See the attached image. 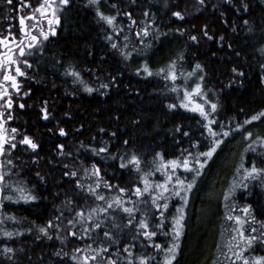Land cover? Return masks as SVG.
Here are the masks:
<instances>
[{"label":"trees","instance_id":"trees-1","mask_svg":"<svg viewBox=\"0 0 264 264\" xmlns=\"http://www.w3.org/2000/svg\"><path fill=\"white\" fill-rule=\"evenodd\" d=\"M35 2L27 0L31 6ZM2 4L0 2V9L6 10ZM113 4L117 8L113 9ZM66 6L62 5L58 11L61 20L56 34L42 43V50L28 56L31 65L27 67L28 76L32 82L24 110L25 120L23 117L19 120V128L31 132L39 147L33 151L20 144L10 150L13 164H6L3 172L8 173V168L14 179L5 180L6 184H21L32 190L38 199L29 203L16 202L18 194L3 193L13 195L14 199L4 201L0 215L17 219L0 224V264H81L80 260L71 257L75 254L82 259L84 255L95 254L92 249L101 247L108 250L104 259L110 256L118 259L119 264H126L128 253L123 251L126 247L133 254L130 259L134 264H139L137 258L141 256H155L153 264H162L165 253L152 245L171 243V217L181 203L179 198H174L169 204L170 210L165 212L166 227L158 230L150 240L127 224L129 216L122 207H132L135 202L140 213L134 223H138L147 211L148 230L155 229L161 220L159 211L150 203L141 205L139 200L142 198L133 195L135 187H143L141 178L146 173H154L148 176L150 182L163 181V175L155 171L159 163L157 153L169 161L179 157L185 149L194 153L206 151L210 140L203 127L207 121L199 113L179 106L168 107L181 103L179 80L173 82L162 75L138 74L141 57L137 63L134 58L146 52L162 56L168 51L169 54L154 65H149L148 61L153 72L165 68L173 60L176 61V74L181 69H196L195 66L200 64L202 70L197 69L199 79L204 77L201 84L213 93L218 105L212 118L236 127L256 124L259 128V120L250 124H244V121L264 111V0H204L203 4L199 0H101L99 9L105 15L116 16L119 12L116 19L121 30L118 42L123 46L127 36V51L132 52L127 60L111 47V43L117 42L116 34L99 19L96 5L90 4L89 0H75L73 8ZM175 11H180L184 19L172 16ZM146 12L148 16L144 15ZM124 13H130L137 23L132 25ZM245 21H248L247 25ZM145 25L150 34L143 38L142 44L136 32ZM109 35L113 36L112 41L106 39ZM192 36L197 39H190ZM69 69L79 72L84 84L74 83V77L65 74ZM102 84L109 87L102 88ZM85 85L94 91H85ZM173 88L178 91L173 92ZM45 108L48 119H44ZM212 126L217 128L216 124ZM61 128L66 135H60ZM184 132L188 135L184 136ZM232 138L233 143L230 142ZM223 140L205 165V174L198 185L187 194L184 229L173 264H230L228 256L231 254L226 244L235 235L231 231L234 221L225 218V201L218 200L215 193L223 188L228 190L233 180L240 183L243 173L238 174L236 170L241 162L246 168L251 167L252 162L257 167H264V148L257 142L253 145L257 148L255 153L245 151L256 138L248 139L242 145L240 138L230 136ZM198 141L197 147L193 148ZM60 145L63 149L58 147ZM238 146L241 148L235 155L231 147ZM101 147H107L108 151L99 155L92 151ZM133 154L141 160L139 173L132 167L120 168V157L127 162ZM92 165L100 168L99 178L85 176L84 169L90 171ZM71 171H76L77 176L63 175ZM208 171L214 174L208 175ZM98 179L100 187L96 191L105 197L104 201L87 191L88 185L95 187ZM77 181L84 188H78ZM104 181L112 187L105 188ZM245 183L247 187H237L228 202L234 206L228 214L244 217L242 209L251 206L256 220L264 221V177ZM119 188L126 191L121 193ZM211 188L214 193L210 192ZM117 197L121 205L113 203L107 213L97 211L91 213V220L86 219L92 209L107 208V204ZM69 199L71 205L67 203ZM69 207L73 211L69 212ZM81 210L85 219L75 227L68 225V220L79 219L75 213ZM61 213L59 229L49 230L52 239L38 232L37 226ZM95 224H100V228H95ZM251 226L259 228V224ZM84 228L91 229L87 235ZM245 228L250 231V225ZM4 231L14 235L6 237ZM69 231L76 235H69ZM104 231L110 232L111 238L105 237ZM254 247L252 255H264V245ZM8 248L13 251L6 252ZM76 248L82 251L76 253ZM57 252L60 255H56Z\"/></svg>","mask_w":264,"mask_h":264},{"label":"snow or ice","instance_id":"snow-or-ice-1","mask_svg":"<svg viewBox=\"0 0 264 264\" xmlns=\"http://www.w3.org/2000/svg\"><path fill=\"white\" fill-rule=\"evenodd\" d=\"M37 6L33 9V12L31 15L27 17H21L19 20L20 24V30L27 36L28 43L25 46L23 43V40L20 41V43L16 44L15 51L18 52V56L15 55L13 52V48L9 46V44L15 40L14 37L9 39V37H4L3 39H0V45H3L7 51L0 53V69L3 70V79L0 80V85H2L4 82H9L11 88L15 89L17 92L20 91L19 85L17 83V76H24L25 72L21 70L20 64V58L23 57V64L27 67H31V65L28 62V56L32 55L34 52L41 49V45L43 41H47L49 39L50 35H55V28L52 27L55 24L59 23V18L57 16V10L59 5H66L68 4L69 0H59V3L57 7H53L54 4H56L57 0H36ZM204 0H199L200 4H203ZM89 3L92 5L97 6V16L101 21H104L107 25H109L112 28V32L116 34L117 42L111 43V47L113 49H116L119 51L120 55L124 57L125 60L130 59L132 56L131 51H127L128 49V37H124L125 43L123 46H120L119 44V34L120 29L116 25V19L119 15V12H117V15H105L102 11L99 9V4L101 3V0H89ZM25 7H32L31 4L25 5ZM113 9L117 8V5L113 4L111 6ZM246 8L247 5H244ZM51 10V17L48 18V12ZM38 14V15H37ZM124 15L128 16V18L131 20V24L135 25L137 21L132 20L130 13H124ZM145 16H148V13H144ZM172 16L176 17L179 20H183L184 16L180 11H175L172 13ZM38 19H47V24L49 25V30L45 31L44 28L39 23H32L29 25V28L36 29V34H33L32 31L25 29V20L28 21H37ZM245 25L248 24V21L244 22ZM206 29V26H205ZM149 27L147 25L140 27L139 31L136 32V36L140 38L141 43L143 44L144 37L149 36ZM160 35H164V33H160ZM204 35L207 36V30H205ZM159 37L157 36V39ZM109 41H112L113 36L109 35L106 37ZM192 40H196L197 38L195 36L190 37ZM182 59V57H181ZM14 66V72L15 75L12 74L11 70ZM196 69H201V65L197 64ZM176 61H171L165 68H160L158 71L153 72L148 63L145 62L140 68L137 69V73H143L146 76H153V75H162L165 80H171L176 81L177 74H176ZM202 70V69H201ZM235 71V69H233ZM66 75H70L74 77V83L78 82L80 84H84V81L81 79L79 72L75 71L74 69H69L66 73ZM193 73H188V76H191ZM240 75H243V73H240ZM204 77H200V81H203ZM102 88L109 87L108 84H102ZM84 90L91 93L94 91L91 87H88L85 85ZM173 92L178 91L176 88L172 89ZM24 95H28V93H24ZM195 97H204V102L199 103L196 101ZM0 98H3L5 100V105H0V107L4 108L3 111H0V156H3L6 153V149L8 151L16 149L17 148V142H16V134L18 133V129L11 128L10 130L5 128V123L7 121H10L14 119V117L11 114H8V110H10L13 107L12 103V97L8 92L7 88H3L0 90ZM210 103L207 101L206 94L202 90V84L197 83L195 88L189 92L187 90L184 91L183 94V100L179 105L171 104L168 105L170 109H174L177 106L188 109L193 112H198L201 117L205 121H207L206 124L203 125V127L207 130L208 133V139L210 140V144L206 151H198V152H191L187 149L184 150V152L181 153L179 157L173 160L165 161L163 154L157 153L156 157L159 158V163L156 165L155 171L156 172H163L164 174V180L162 182H150L148 179V176L154 173H146L141 179L143 183V187H135L133 195L136 198H142L139 200V203L141 205H148L150 203L151 207L155 210L159 211L160 215V222L155 225V229L148 230L150 228V222L148 219V212L145 211L143 215L140 216V219L138 223H134L136 219V215L140 213V208L136 207V203L133 202L132 207L123 206L122 211L124 213H127L129 218L127 221V224L129 226H132L133 228L137 229L140 234H142L143 237L147 239H151L152 237L156 236L158 234V230L163 229L166 227L164 223L165 218V212L169 211V204L174 198H179L181 201L180 205L175 208V214L171 217V243L167 246L161 245V244H153L152 246L156 249H160L165 253L164 260L162 264H173V261L176 260L179 249H180V237L183 234L184 229V221H185V206L188 203V193H190L193 188L197 184V179L202 175L203 170L205 168V165L208 163L209 160L212 159L213 155L217 152V149L220 147V145L224 142L223 138L228 137L231 135V130H224L223 124L220 125V131L215 130L212 125L218 123L215 119L211 118V115L217 111L218 105L216 103L210 104L211 111L209 112L205 108V104ZM191 105V107H189ZM20 108H23L24 105L20 104ZM44 113V119H48V112L45 108L43 110ZM6 117V119H5ZM261 118H264V111H260L257 114L251 116L249 120H245L244 124H250L252 121L260 120ZM243 125H237V130L242 128ZM177 131H180V128L176 129ZM60 135H66L64 129H60ZM184 136H187L188 133L184 132ZM252 137V133L249 132L246 136V139H249ZM259 143V147L264 148V138L257 137L256 140H254L252 143H249L248 147L245 149V151H251L256 152L257 148L253 146V144ZM125 144L128 143V141H124ZM193 144L192 147H197V144ZM19 144L26 145L30 147L33 151H35L39 145L35 143L30 137L24 136L22 140L19 141ZM60 149H63V145L58 146ZM92 151L99 155L100 153H106L108 151L107 147H101L99 149H92ZM61 155H63V152L61 151ZM69 155H71L69 153ZM203 157V159H201ZM112 159H115L116 157H110ZM121 163L120 168H128L132 167L136 170L137 173L141 171V160L140 158L133 154L131 155L130 159L125 162V158L123 156L120 157ZM7 165H12L13 161L11 159L7 160ZM5 165L3 163H0V169H3ZM68 166L65 165V168ZM178 168H182L184 172L191 174V179L188 178H181V176L176 175V170ZM170 169V171H169ZM237 173H243L242 180L239 184L235 180H233L232 184L229 186V189L224 193L223 199L225 201L224 207L226 210V219L229 221H234V227L231 229L235 235L231 236V239L227 242L226 247L228 250V253L231 255L228 256V260L230 264H264V255H252V253L255 251L256 245H264V221H257L256 217L252 215V209L251 206H246L242 209V212L244 213V218L242 219L241 216L236 215L233 216L230 213L234 210V206L230 205L228 202L231 200L232 196L235 193V190L237 187H247V183L245 181L252 179H258L260 177H264V167H257L255 162H252L251 167L246 168L241 162L239 167L237 168ZM100 168L96 167L95 165H92L91 170L85 168L84 174L86 177H100ZM39 175V173H37ZM63 175L65 176H72L76 177L77 172L71 171V172H64ZM43 179V177H41ZM78 188H84V185L81 184L79 181H77ZM100 187V180L98 179L96 181L95 187H93L91 184L88 185L87 191L91 195L95 196L96 199L100 201H104L105 197L98 195L96 189ZM104 187L105 188H111L112 185H110L107 181H104ZM5 191H10L12 193L18 194L16 197V202L23 201L24 203H29L32 201H35L38 199L36 195L33 194L32 190L25 188L21 184H16L13 186L12 184H6L5 183V173L3 171H0V208L4 206V201H13L14 197L13 195H4ZM126 189L119 188V192L124 193ZM69 205L72 204L71 199L67 201ZM113 203L116 205H121L122 202L119 197L115 199L114 202L108 203L107 208L102 209H92L91 212L88 214L86 219L91 220L92 214L94 212H105L107 213L109 209L113 208ZM68 211L71 212L73 209L71 207L68 208ZM152 215H155V212L152 213ZM63 217V213H61L59 216L54 217L53 219H50L47 221L46 224L42 226H37V230L40 234L46 236L48 239H52V236L49 234L50 229H59L60 224L58 223ZM76 218L70 219L67 221L68 225H72L75 227L78 223H81L85 219V213L84 211H77L75 213ZM15 216H3L0 215V224H3L5 220H11L16 221ZM259 224V228L251 225ZM245 225H250V231L245 228ZM95 228H100V224H95ZM90 228H84V233L87 235L90 231ZM31 231V229H29ZM259 232V235H255V233ZM247 233V234H246ZM20 234V233H15ZM71 236H75V232L69 231L68 233ZM3 235L6 237L11 238L14 233L4 231ZM164 235H168L167 232L164 233ZM104 236L107 238H111V233L108 231H104ZM39 238V237H37ZM57 238H61L57 236ZM217 249L220 250V245H217ZM6 252H12L13 250L11 248H8L5 250ZM82 250L79 248H76L74 252L79 253ZM92 252L95 254L92 255H84L81 259V257L76 256L75 254L71 257L73 260H80L81 264H88L89 261L95 262V264H119L118 259H113L112 257H108L107 259H104V255L107 253V248L101 247L99 250L92 249ZM124 252L128 253V257H125L126 264H134V260L130 259L133 254L129 249L126 247L123 249ZM56 255H60L59 252L56 253ZM66 255V254H65ZM139 260V264H153L155 261V256L148 257V256H141L137 258ZM215 264V262H214Z\"/></svg>","mask_w":264,"mask_h":264},{"label":"flooded vegetation","instance_id":"flooded-vegetation-1","mask_svg":"<svg viewBox=\"0 0 264 264\" xmlns=\"http://www.w3.org/2000/svg\"><path fill=\"white\" fill-rule=\"evenodd\" d=\"M0 2L3 3L2 5L5 6V9H6V10L0 9V18H1V21H0V39H3L4 37H9V39L11 40V38L14 37L15 40L12 41L9 44V46L13 48V52L15 53V55L18 56L19 55L18 52L15 51L16 44L20 43L21 40H23V43L25 46L28 43L27 36H25V34L23 32H21V30H20L19 20L21 17H27V16L31 15L33 12V9L37 6V2H35L34 5H32L31 10H29V11L24 10L25 8H27V7H25V5H27V0H15V1L0 0ZM58 3H59V0H57L56 4H54L53 7H57ZM74 4H75V0H69L68 4H66L67 5L66 7L72 6V8H73ZM61 6L62 5H59L58 10H57V16L59 18V23L52 26L55 28V31L57 29V26L60 24V20H61V16H60V14H58V11L61 8ZM1 12H4V13L2 14ZM48 18H52L51 17V10H49V12H48ZM32 23H39L44 28L45 31L49 30V25L47 24V19H38L37 21L25 20V29L32 31L33 34H36V29L29 28V25ZM50 36H49V38H50ZM5 51H7V49H5L3 45H0V53H3ZM23 59H24L23 57L20 58L19 66L21 67V70L23 72H25V75L24 76H17V83L19 85L20 91L17 92L15 89L11 88L9 82H4L2 85H0V90H2L3 88H7L9 94L12 97L13 107L10 110H8V114H11L14 117V119L7 121L5 123V128L8 130H10L11 128L18 129V133L16 134L17 146L20 145L19 141L22 140L24 136L30 137L35 143H37L32 138L31 132H29L27 130L21 131V129L19 128V124H20L19 120L22 117H23V120H25L24 110L27 106V103L29 102L30 88H31L30 82H32V81H29L28 69H27V66L23 64ZM11 72L13 75H15L14 66H13V69L11 70ZM2 79H3V70L0 69V80H2ZM24 93H28V95H24ZM5 103H6L5 100L3 98H0V105H5ZM20 104H23L24 107L20 108L19 107ZM3 110H4V108L0 107V111H3ZM5 119H6V117H5ZM10 155H11V151H8L6 149V153L3 156H0V163H3L4 165H6L7 160L12 159V157H10ZM4 168L5 167H3V169H0V171H3ZM5 180H14L12 178L11 172L5 173ZM16 180H19V179H16Z\"/></svg>","mask_w":264,"mask_h":264},{"label":"rangeland","instance_id":"rangeland-1","mask_svg":"<svg viewBox=\"0 0 264 264\" xmlns=\"http://www.w3.org/2000/svg\"><path fill=\"white\" fill-rule=\"evenodd\" d=\"M106 10H108V9H106ZM105 13H107V11H105ZM109 15V14H108ZM169 54V52L168 51H164L163 52V55L162 56H159L158 54H156L155 52H152V54H149L148 52H146V53H143V54H139L138 56H137V58L135 59L134 58V60H135V63H137L138 62V59L140 58V60H139V64H144L145 62H147L148 63V61H149V65H154L156 62H159V61H161L162 60V58H164V57H166L167 55ZM145 56V57H144ZM154 63V64H153ZM139 66V65H138ZM176 71V70H175ZM193 73L191 76H188V73ZM197 73V74H196ZM199 76H200V73L198 72V70L197 69H195L194 67L192 68V69H190V70H182L181 69V71H178L177 72V79L176 80H179L178 81V83L180 84V85H177L176 84V82H175V84L177 85V87H178V90L180 91V102L183 100V94H184V91L185 90H187V91H189V92H191L194 88H195V86H196V84L197 83H201V81H200V79H199ZM202 90H203V92L206 94V98H207V101H209L210 103H208V104H205V108H206V110H208L209 112L211 111V109H210V104L211 103H216L215 102V99L213 98V93L212 92H209L210 90H208V91H206L205 90V88L202 86ZM195 99H196V101L197 102H199V103H203L204 102V97H195ZM189 107H191V105L189 106ZM198 113V112H197ZM215 116V113H213L212 115H211V118L212 117H214ZM212 119H214V118H212ZM249 120V119H248ZM258 121V120H257ZM252 122H254V121H252ZM259 122H260V127L258 128V126L256 125V124H253V125H248V127H250V128H248V127H242V128H240L239 130H237V127L235 126V125H230V123L229 122H224V123H222V122H220V121H218V123H216V127L217 128H214V126H212L215 130H217V131H220L221 129H220V125L221 124H223V126H224V130H231V135H229L228 137H225V139H228L230 136L231 137H235L236 139L237 138H240L242 141H241V143H240V145H242V144H244V142L246 141V140H248V139H246V136H247V134L249 133V132H251L252 133V137L251 138H257V137H261V138H264V118H261L260 120H259ZM255 133H257V136H255V137H253L254 135H255ZM251 138H249V139H251ZM253 140V139H252ZM230 142L231 143H233L234 141H233V138L230 140ZM239 145V146H240ZM254 145V144H253ZM231 147V149H233L234 150V154L236 155L237 153H238V151L240 150V148L241 147ZM232 161H233V159H232ZM213 168V167H212ZM211 168V169H212ZM206 169V168H205ZM213 170V169H212ZM169 171H170V169H169ZM204 171L205 170H203V173H202V175L197 179V184H196V186L198 185V182H199V180L202 178V176H203V174H205L204 173ZM7 172H10L9 170H8V168H7ZM160 174H162L163 175V179L162 180H164V174H163V172H159ZM208 175L210 174V175H213L212 174V172L210 171H208V173H207ZM216 174V173H215ZM176 175H178V176H181V178H188V179H191V174L190 173H187V172H184V170L182 169V168H178L177 170H176ZM209 178V177H208ZM228 180V179H227ZM195 186V187H196ZM226 190H227V188H223V189H221L219 192L217 191V193H215V195H217V199L218 200H220V199H223V195H224V193L226 192ZM210 192L211 193H214L215 192V190H213L212 188H211V190H210ZM208 192L206 191V194H207ZM13 194H16V193H13ZM239 216H241V218L243 219L244 217L241 215V214H239Z\"/></svg>","mask_w":264,"mask_h":264}]
</instances>
